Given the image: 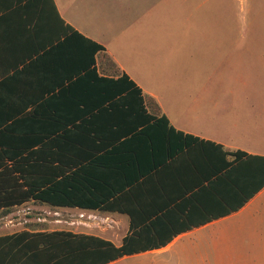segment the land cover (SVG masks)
Instances as JSON below:
<instances>
[{"label":"trees","instance_id":"1","mask_svg":"<svg viewBox=\"0 0 264 264\" xmlns=\"http://www.w3.org/2000/svg\"><path fill=\"white\" fill-rule=\"evenodd\" d=\"M51 14L49 35L29 37L33 52L13 54L23 74L49 64L55 83L52 96H3L0 215L34 202L127 215L130 228L116 246L30 225L0 237V264H108L237 211L264 186V156L176 130L102 45L66 25L54 4ZM204 198L218 200V212L192 224Z\"/></svg>","mask_w":264,"mask_h":264},{"label":"crops","instance_id":"2","mask_svg":"<svg viewBox=\"0 0 264 264\" xmlns=\"http://www.w3.org/2000/svg\"><path fill=\"white\" fill-rule=\"evenodd\" d=\"M213 1L211 10L207 5ZM227 2L0 0V106L3 96H52L46 93V89L55 83L49 64H31L23 74L24 66L13 61L17 58L13 54L16 52L18 55L15 48H27L29 54L33 52L29 43L33 33L49 35L54 4L66 25L105 48V52L143 94L157 102L176 130L222 145L230 151L264 156V120H261L264 110H255L250 103L239 106L238 101L242 99L239 96H222L224 80L221 75L215 81L211 76L205 79L206 85L200 92L199 89L192 92L187 89L192 70L211 69L215 62L221 73L223 65L226 72L229 51ZM42 5H48V13L45 8L41 18ZM218 10L220 12L214 16ZM213 20L219 22L220 29H213ZM244 31H241L243 35ZM220 43L224 44L221 48ZM223 52L225 58L220 55ZM243 64L244 53H241L239 67L234 68L241 69ZM249 100L252 101V96ZM32 203L17 207L9 214ZM27 208L31 210V207ZM54 209L61 210L65 217L72 219L62 223L67 224L66 229H46L50 232L70 231L97 236L116 246L122 245L129 232L127 215L73 208ZM218 209V200L202 199V203L191 210V223H201ZM81 214L86 218L80 219ZM6 216L0 215V237L32 230L31 218L21 222L22 218L18 217V223L9 224L4 219ZM92 217L101 221L112 218L114 230L96 222L97 219L87 221ZM125 224L123 234L118 235L115 229H123ZM109 231L112 235L105 236ZM108 264H264V186L237 211L192 227L164 247L127 255Z\"/></svg>","mask_w":264,"mask_h":264},{"label":"rangeland","instance_id":"3","mask_svg":"<svg viewBox=\"0 0 264 264\" xmlns=\"http://www.w3.org/2000/svg\"><path fill=\"white\" fill-rule=\"evenodd\" d=\"M196 2V0H193ZM228 21L227 30L229 31V41L227 47L228 60L227 69L221 73L220 70L216 68L217 63L213 62V67H209L206 70H192L190 76H188L189 82L187 89L192 92L194 89H202L205 87V79L209 76L215 81L220 75L223 77L222 96H239L242 98L238 101L239 106H248L249 103L253 104L255 110H264V0H228ZM214 1L207 5V8L213 9ZM220 10L214 12V16ZM213 29H220L219 22L213 20ZM224 28V23H223ZM244 29V35L241 33ZM224 44L220 43V48ZM242 46V47H241ZM244 53L245 65L241 69L237 68L239 66L238 62L240 59V54ZM214 55H216L214 53ZM220 55L225 58V52L220 53ZM237 56L239 59L237 60ZM237 66V68H234ZM240 77V80L238 79ZM176 81V77H174ZM215 85V84H214ZM213 85V86H214ZM245 96V97H243ZM252 96V101L249 97ZM264 120V117H261ZM27 207H31L29 210ZM26 208H19L12 214H9L4 219L6 223H18L23 222L25 219L31 218L33 224H43L47 226V229L61 230L67 228V220L70 221V217H65V213L61 210L50 208L48 205L32 203ZM117 216V215H116ZM115 216V217H116ZM19 217V219H17ZM119 218V216H117ZM98 223L104 226L110 227L112 230L114 228L115 222L107 218L105 221H101L96 218ZM57 220V221H56ZM89 219L87 221H92ZM62 221V222H61ZM66 222L65 224H62ZM95 222V223H96ZM56 224V226H55ZM17 225V224H16ZM124 227L116 228L115 232L118 235H122L124 232ZM114 230V229H113ZM92 232L98 233L96 230ZM101 234V233H100ZM105 236H111V231L104 234Z\"/></svg>","mask_w":264,"mask_h":264},{"label":"built area","instance_id":"4","mask_svg":"<svg viewBox=\"0 0 264 264\" xmlns=\"http://www.w3.org/2000/svg\"><path fill=\"white\" fill-rule=\"evenodd\" d=\"M86 217H85V215L84 214H81L80 215V219H85ZM89 219V218H88ZM90 219H93V220H96V217H92V218H90Z\"/></svg>","mask_w":264,"mask_h":264}]
</instances>
